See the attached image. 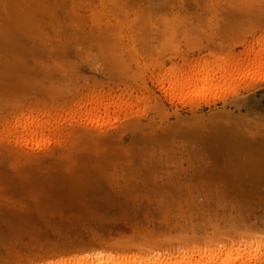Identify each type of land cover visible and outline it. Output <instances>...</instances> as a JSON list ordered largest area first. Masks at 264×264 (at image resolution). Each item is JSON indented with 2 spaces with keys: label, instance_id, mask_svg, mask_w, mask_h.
I'll return each mask as SVG.
<instances>
[{
  "label": "rangeland",
  "instance_id": "1",
  "mask_svg": "<svg viewBox=\"0 0 264 264\" xmlns=\"http://www.w3.org/2000/svg\"><path fill=\"white\" fill-rule=\"evenodd\" d=\"M0 264H264V0H0Z\"/></svg>",
  "mask_w": 264,
  "mask_h": 264
},
{
  "label": "crops",
  "instance_id": "2",
  "mask_svg": "<svg viewBox=\"0 0 264 264\" xmlns=\"http://www.w3.org/2000/svg\"><path fill=\"white\" fill-rule=\"evenodd\" d=\"M250 95V94H248ZM247 98V97H246ZM242 103H248V100L247 99H243L242 100ZM44 112H39L37 115H40ZM36 114V113H35ZM42 132L45 133V130L44 129H41ZM65 130V127H64V124H61V127L59 129L56 130L55 134L53 135V138L52 139H55L56 141H58L59 137H60V134L61 132H63ZM52 135V134H50ZM50 148L48 147H41L39 149H35V150H32L33 152H43V151H46V150H49Z\"/></svg>",
  "mask_w": 264,
  "mask_h": 264
},
{
  "label": "bare ground",
  "instance_id": "3",
  "mask_svg": "<svg viewBox=\"0 0 264 264\" xmlns=\"http://www.w3.org/2000/svg\"><path fill=\"white\" fill-rule=\"evenodd\" d=\"M257 57V56H256ZM258 58V57H257ZM255 75V74H254ZM209 83V82H208ZM201 84V83H200ZM205 88H207V87H205ZM252 95H250V97H251ZM259 98V97H258ZM257 99V98H256ZM256 99H255V101H256ZM252 103H253V101H251ZM260 102V101H259ZM250 103V102H249ZM246 104H248V103H246ZM246 104H245V106H246ZM256 104V106H258V103L257 102H254V104L253 105H255ZM252 106V105H251ZM263 106V105H262ZM260 107V106H259ZM242 108H243V106H242ZM248 108H249V106H248ZM247 109V108H246ZM249 110V109H248ZM250 113V112H249ZM247 114V113H246ZM262 114V113H261ZM250 115V114H249ZM255 115V114H254ZM233 127V126H232ZM233 129V128H232ZM232 132H235V131H232Z\"/></svg>",
  "mask_w": 264,
  "mask_h": 264
}]
</instances>
